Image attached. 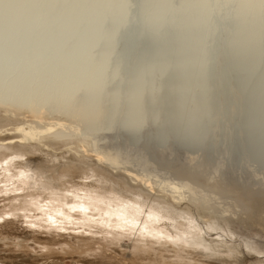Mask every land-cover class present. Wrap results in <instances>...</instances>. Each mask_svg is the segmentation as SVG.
Returning <instances> with one entry per match:
<instances>
[{"label": "rangeland", "instance_id": "374dc122", "mask_svg": "<svg viewBox=\"0 0 264 264\" xmlns=\"http://www.w3.org/2000/svg\"><path fill=\"white\" fill-rule=\"evenodd\" d=\"M101 1L85 0L86 3L92 5L88 8L92 12L88 18H85L80 28L82 32L86 30V27L93 26L91 19L94 17V10L100 7ZM229 1L124 0L119 6L120 0H111L109 4L104 3L103 0L108 7L102 12V17L97 18L100 29L93 33L94 35L90 34L94 36L93 38L89 36L93 39L92 43L95 45L98 43L89 52V60L83 62L78 57L81 56L79 52L85 48L81 44L75 56L78 57L75 62L72 65L69 62V66L65 65L68 66V70L67 67L63 68L64 71L60 70L65 76L70 73L71 76H66L67 80L65 78V84L69 82V85L63 86L64 76L62 74L57 78L53 75L45 78L42 76L47 66L40 69L38 62H41L43 56L37 61L38 53L36 54L38 57L34 55L35 53L31 55L32 57L29 56L30 63L27 62V57H24L25 53L24 56L23 53L15 55L16 57L20 55V59L25 58V60L21 59L22 63L36 67L28 77L24 78L17 73L9 75L3 69L0 70V80H2L0 87L3 88L5 84L11 86L15 82L17 85L19 81L25 83V86L19 83L22 85L23 93L11 99V103L8 102V105L0 103V131L11 130L19 123L40 130L41 125L44 128L46 127L44 124L54 122L56 118L65 121L69 129L63 130L62 127H57L53 129V132L41 136L50 145L47 147L48 151L29 150L33 153L30 155L32 160L35 163L39 162V164L36 163L37 168L44 173V176L52 178L53 189L63 185L65 180L73 182L81 180L82 172L89 169V165L92 167L108 165L107 167L110 168L109 163L101 165V162L91 154L93 149L95 150L92 145L94 141L98 142V144L95 143L98 147L95 144L94 146L102 152L111 150L114 152L116 148L120 152H127L145 145L143 150L145 157L148 162H151L149 165L153 168L148 167L156 172L150 176V187L156 184L155 188L152 186L153 190L150 188L151 195L155 193L154 197L160 195L157 197L159 198L163 194V198L172 201V194L167 187L170 183L173 187L177 182L181 186L184 183L191 184L204 194L202 196L206 198L204 200V197L201 198L204 202L200 200L201 192L200 197L191 193V196L197 197L193 199L194 197H190L187 191L183 194L184 198L187 196L185 201L182 200L183 204L175 203L178 204L176 206L181 209L191 208L195 219L202 222L211 223L212 221L209 220L211 218H215L214 221L218 223L227 220L236 222L237 236H241L240 239L243 241L247 239L245 241L259 244L261 248H264V245H261V243L264 244V31L259 36L249 35L247 38L239 34L235 36L246 26L244 20L234 21L232 19L235 4L227 7ZM36 2L48 3L50 0H36ZM163 10H166L168 14L155 18ZM176 14L180 17L174 22L172 20ZM144 18L146 20L143 22ZM47 19L51 18L45 16L38 27H34L33 34L23 35L25 38L22 36L23 40L26 42L28 39L27 41L32 40L33 42L42 35L50 33L51 29L45 25ZM117 19L122 22L119 25L122 27L118 29L114 25ZM79 24H77V30H79ZM251 27L257 31L259 25L255 24ZM13 28L15 27L10 29ZM0 29L2 30L1 27ZM78 32L80 35V31ZM2 33L0 32V35ZM97 34L100 41L95 42ZM114 35H116L115 38L112 37ZM53 41L55 42L52 46L59 45L56 38ZM26 44L22 45L28 47ZM0 46L1 49H7V45H4L5 48L1 44ZM55 46L52 47L54 51L57 47ZM57 50L56 53L59 54ZM52 53H50L52 55L49 54L50 56L46 55L49 58L53 55L54 58L58 56L55 52ZM61 53L59 55L63 56V52ZM36 61L38 65L35 64ZM50 61L49 59L47 62L53 67L55 63ZM43 64L41 66H44ZM49 66L48 69L51 68ZM71 67L75 73L77 72L75 75ZM45 68L46 70H43ZM66 71L69 72L65 73ZM58 77L62 85L57 83L59 82ZM96 77L98 79L95 80ZM41 83L55 88L61 85L59 89L61 98L57 95L58 93L55 95L52 93L42 95L37 100L38 96L34 93L38 88L37 85ZM7 86L4 91L8 90ZM82 86H86L89 93H76L75 95L74 90L83 88ZM2 91L0 95H3ZM101 91V96H98ZM68 97L70 99L66 105L64 100ZM62 98H64L63 101ZM68 106L71 109L66 111ZM35 108V112L46 116L43 124H36L37 120L32 118L31 112ZM70 110L72 112L68 113ZM101 116L102 118H99ZM97 118L100 121H97ZM33 121H35V126L32 124ZM56 132H61L62 137L54 140L53 136L57 135ZM95 138L98 139L95 140ZM105 138L107 139L104 140ZM28 144L26 143V146ZM2 151L0 153L10 154L12 152L11 150ZM46 152H50L51 155H47ZM77 154L85 155L90 159H85L86 162L89 160V163L81 164L83 167L81 170L78 167L75 169L78 164L70 162V158H78ZM26 158L23 157L22 160ZM134 159L130 157L128 161L117 166L118 171L111 166L114 173H125L124 169H129L133 171L132 173L141 174V167L136 163L137 159L133 162ZM71 166L74 167V171L79 170V173L77 171L73 176L77 179L61 177L63 176L60 174L61 171ZM156 174L157 177H154ZM125 177L130 180L129 176L125 175ZM165 184L167 188L164 187ZM2 186L3 184L0 183V187ZM184 190L182 189L181 192ZM5 196L4 193L0 194V201ZM189 200H193L192 203L195 205ZM3 204L5 203L0 202V206ZM196 206L202 209V213ZM35 211L33 210V217L39 221H45L43 217H39L43 213L39 214L41 211ZM20 212L21 219L19 221L16 219L15 225L0 229V264H88V262L89 264H230L231 260L236 261L237 259L239 262L237 264H248L251 260V264H256L254 262L261 257V255H254L255 252L254 254L252 252L251 256L243 255L247 252L245 247V249L242 247V250L239 248L243 256L224 247H222V252L215 250L213 254L209 250L211 253L209 251L207 253L204 251V253L200 247L189 246L188 243L191 240H185L178 232H174L177 234L173 237L175 242L178 241V245L170 244L167 245L168 248L158 244L154 245V238L143 239H148L151 243L133 242L132 240L139 239V237L136 235L117 237L110 226L98 224L100 222L97 219L93 221L97 223L93 229L82 227L87 218L80 216H72L71 221H65L68 224L62 225L59 231L44 228L47 227L45 222H40L41 227L37 226V228L33 226L35 219L30 217L29 212ZM6 218L14 219L12 216ZM2 225L1 222L0 226ZM243 226L246 228H242ZM242 240L239 241L240 245ZM132 242L143 246L146 243L150 247L141 249L142 251H131L124 247ZM180 245L183 249L179 248ZM154 248L157 249L154 250ZM163 249L168 251L162 252ZM174 249H179V252ZM211 254L214 256V262L211 260ZM221 257L227 262H219L218 259ZM205 259L209 262H205Z\"/></svg>", "mask_w": 264, "mask_h": 264}, {"label": "bare ground", "instance_id": "6f19581e", "mask_svg": "<svg viewBox=\"0 0 264 264\" xmlns=\"http://www.w3.org/2000/svg\"><path fill=\"white\" fill-rule=\"evenodd\" d=\"M110 1L111 0H104V3L109 4ZM123 1L124 0H120L119 6L122 5ZM104 3L102 0L100 2V7L98 8V10L97 9L94 10V17L91 19L92 20L91 24L93 26L86 27V30L84 29L83 32H82V29L80 30V28L83 26L82 24L84 23L85 18L86 17L88 18V16L91 15L92 10H89V9H87L84 12V14L80 17V19L77 21V24L80 23L78 26L79 30H77V32L80 31V35H79V32L77 33V35H78V38L81 42L80 44H83L85 47L83 50L80 51L81 53L79 52V54L81 56H78V57H80L81 58L80 60H83V62H86L87 60H89V58H90L89 52L91 51L92 48H94L98 44L97 43L95 45V43H92L91 40H93V39H91L89 36H92L90 34L96 33V31H98V29H100V25L98 28L99 21L97 18L100 16L102 17V12H104V10L108 7L107 6L108 4L105 5ZM227 4H228L227 7H230V6H232V4H235V9L232 13V19H234V21H242V20L245 21L246 27L243 29V31H241L240 33H237V35H235V36H238V34L244 38H247L249 35L259 36L260 33H262L264 31V17H262L263 13H264V0H230ZM167 14H168V12L166 10H163V11L159 12L155 16V18L162 17V16L167 15ZM44 17L45 16H40V17L34 18L31 21L22 23V24L18 25L17 27L15 26V28L9 29L8 31H10V32H8V33L6 31H4L2 26H0L2 28V30L0 29V32H3L0 35V44L2 45V47L4 45L5 46L7 45V47H6L7 49H1V46H0V68H1L0 70L3 69L5 71V73L9 74V75L17 73L18 75H20L24 78L28 77V76H30V73H33V71L35 70L36 67L32 64L22 63L21 59L25 60V58L27 57L26 60H27V62L29 61V63H30V59L28 60L29 56H31L34 53H35L34 55H36L38 53L39 59H36L37 61L40 60V57L43 56L42 57L43 59L41 58V62L40 61H39L40 63L38 62V64H40L39 66L41 67L40 69H42V67L44 68L47 66V70H46V68L43 69V70H46L45 73L41 72L42 76L45 78L47 76L53 75V76H56V78H57L58 75L61 77V74H62L64 76L63 86L69 85L68 84L69 82L67 84H65V83H66L67 77L70 75V73L66 74V76H67L66 77L65 74L60 72V70L64 71L63 68H65V67H67V70H68V66H69L68 63L71 62L70 64L72 65V63H74L75 59L78 57H75L73 60L68 59L65 57L64 53H63V56L59 55L61 52H63L59 45H56L57 47H59L58 50H57V47L54 45L56 47L55 49L57 50V52L59 54H57L56 50L54 51V49L52 48V47H54V46H52V44L55 42L53 40H55V38H56V31H57L58 25L54 24L51 19H47L45 25H46V27L51 29L50 33L44 34L41 37H39L40 41H38L39 38L34 40L33 42H31L32 40L27 41L28 37L26 38L27 39L26 42H25V40H23L25 38L23 35H27L29 33L31 34L34 27L35 28L38 27V24L44 19ZM121 17L123 18L124 16H121ZM121 17H120V19H122ZM125 17H126V15H125ZM179 17H180L179 14L174 15L173 16L174 20H172V21L175 22L176 19H178ZM144 20H146V19L144 18L143 22H144ZM147 20H149V18ZM145 22L147 23V21H145ZM89 23H90V21H89ZM120 23H122V22H119L117 19L115 24H114V25H116L117 29L122 27V26L119 27V25H121ZM255 24L259 25V28L257 31H255L251 27ZM112 26H111V28H112ZM83 34H84V36H83ZM98 34L95 35L96 38H97ZM20 36H21V39H20ZM115 36L116 35H114L112 37L115 38ZM88 37L90 38L89 41H91V42L88 41ZM93 37L94 36H92V38ZM41 38H43V39H41ZM111 38H110V41H111ZM22 40H23V43L21 42ZM94 40H96L95 42L100 41L99 38L94 39ZM15 41L18 44L17 47L15 44ZM35 42H36V44H34ZM87 42H89V43H87ZM31 43H33L34 45ZM11 44H13V45L11 46ZM22 44H26L28 47H25ZM8 45H10L11 47L10 46L8 47ZM5 46L3 48H5ZM13 46H14V48H13ZM19 46H21V47H19ZM49 48L53 49V51ZM46 49H48V50H46ZM44 50H46L47 52ZM45 52L47 55H49L52 52H55L56 56L57 55L58 56L56 58H54L55 56L53 55V57L49 58V56L54 54V53L47 56L45 54ZM19 53H23V56L25 53V56H24L25 58L22 56L23 58L20 59L19 58L20 55H18L19 57L15 56ZM26 54L28 56H26ZM40 54H43V55H40ZM44 55H46V56H44ZM36 56H34V57H36ZM44 57L46 58V62H45ZM47 58H49L51 60L50 62L55 63V64L53 63L54 66L52 64L53 67L49 66L51 64L49 62H47V61H49V59H47ZM52 58H54V59H52ZM33 60H34V58H33ZM52 60H54V61H52ZM37 61L35 64H37ZM32 62L33 61L31 60V63ZM42 62L43 63L45 62L46 65H45V63L43 64ZM41 63L44 66H41L42 65ZM47 63H49V64L47 65ZM67 64H68V66H65ZM48 66H49V68L50 67L51 68L48 69ZM72 70H73V68H72ZM69 71H70V69H69ZM69 71H66L65 73H67ZM74 71L75 70H73L72 73H74V75H75L77 72L75 73ZM101 74H103V73H101ZM76 77H77V75H76ZM65 78H66V80H65ZM39 79H41V78H39ZM91 79H92V77H91ZM94 79L96 80V79H98V77H96ZM58 80H59V77H58ZM69 80L70 79H68V81ZM1 81L2 80H0V82ZM60 82H61L60 80H59V82L57 81V83H60ZM5 83H6V81H5ZM7 83H9V82H7ZM17 83H18V81H17ZM19 83H22V81L21 82L19 81ZM19 83L16 85V82H15V84H12V82H11V84L15 85V86L9 85L10 86L9 87L6 84L5 85L3 84L4 85L3 88L0 87V89H2L3 91H4L5 86H7V89H8L7 91L5 89L4 92L1 90L3 95H0V103H4V104L7 103V105H8V102L11 103L10 102L11 99L16 98V96L23 93L22 92L23 89L21 87L22 85ZM22 84L24 85L25 83H22ZM39 84L37 85L38 88H36L37 94L34 93L35 95L38 96V97L36 96L37 100H39L40 96H42V95H51L52 93L54 95L58 93L57 94L58 96L59 95L62 96L61 94H59L60 93L59 89H60V86L62 85V83H60L61 85L58 86V88L48 87V86L43 85V83H41V85H39ZM1 85L2 84H0V86ZM82 87L83 88L80 87L78 90L76 89V91H79V92H76L74 90L75 95H76V93H87V94L89 93L88 88H85L86 86L85 87L82 86ZM24 90H25V88H24ZM70 92H73V91H70ZM27 93L29 94V90ZM101 93H102V91L100 92L99 95L98 94L97 95L101 96ZM72 95L74 96L73 93H72ZM27 99H28V97H27ZM69 99L70 98L68 97V99H65L66 101L64 100V98H62L61 100L62 101L64 100V102L67 105V103H68L67 101ZM70 101H72V100H70ZM70 101H69V103H70ZM64 102H63V104H64ZM71 104H70V107H71ZM66 105L64 104V106H66ZM73 107H75V106H73ZM68 109H71V108H69V106H68V108L66 107V111ZM72 110L68 111V113L72 112ZM35 111H36V108L34 109L33 112H31L32 118L37 120L36 122L35 121L32 122L33 126H35L34 125L35 123L41 124L43 121H46L45 120L46 116H44V114H39ZM141 112H142V110H141ZM99 118H102V116ZM99 118H97V121H100ZM139 120H140V118H139ZM138 123H139V121H138ZM140 123H141V121H140ZM91 124H93V123H91ZM128 124H127V126H128ZM96 125H97V123H96ZM139 125L142 126V124H139ZM139 125H138V127H139ZM26 126L19 123L18 125H16V127H14L11 130L0 131V151L1 150H3V151L4 150H11L12 151L10 154L0 153V171H1L0 183L3 184V186L0 187V194L4 193L6 195L5 197H3L2 201H0L1 203L2 202L5 203L2 206H0V223L2 222V224H3L2 226H0V229L1 228L7 229L8 226L11 227L12 225H15L16 221L17 220L19 221L21 219L22 214L21 215L19 214L20 211H24L22 213H25L27 211V212H29L30 217H33V210H36V211H41V213H39V214L43 213V215H39V217H43V219H45V221H39V219H35V217H33V219H35V223H33L34 227H37V226L41 227L40 222H45V223H47V227H44V228H47L50 230L55 229V231H59V228L62 225L68 224V222H65V221H71L70 218L72 216H80V217L87 218V220L84 222L82 227H88L90 229H93L97 225V223L96 222L94 223L93 221H95L97 219V221L100 222L98 224H107L108 226H110L111 230L115 231L114 235H116L117 237H132L133 235H136L137 237H139V239L136 238V239L132 240L133 242L139 241L138 243H144V241H146V242L151 243V241L148 239L154 238V242H153L154 245L158 244V245L166 247L167 245L172 244V245L176 246V245H178V241L175 242L173 240V237H175L177 234L174 232H178L181 234V236L185 240L186 239L191 240L190 243L187 242L189 244V246H192L193 248L200 247L203 252L205 251L207 253V251H209V250L212 251V253L215 250L221 251L222 247L229 248L230 251H234L235 253L236 252L239 253V256L240 255L241 256H243V255L251 256L255 252L254 255H257V256L261 255V257H258L256 262H254V263L264 264V251H261L264 248H261L259 244H258L259 245V248H258V245L245 241L247 239H245L244 241L242 239H240L241 236H239V235L237 236L238 233H237V228H236L237 227L236 222H231V221L227 220L226 222H222V223L219 222L218 223V221H216V220L214 221L215 218L209 219L210 221H212L211 223H206L207 221L202 222L200 220L195 219V214L192 212L191 208H182L181 209L179 206H176L178 204H181L182 200L187 198V196H185L186 198H184V195H183V194H186L187 191L190 193V197H192V198L195 195H197V197L198 196L200 197V195H201L200 200H202L201 198L204 197V196H202L204 194L200 190L195 189L193 187V185L191 186V184L184 183L181 186L177 182L179 185L177 183L176 184L174 183V187H173V186H171L173 184L170 183L167 186L169 190L168 189L167 190L169 192H171V194H172L171 195L172 201H170L169 199L163 198V194L161 195L162 197H159V198H157V197L160 195L154 197V195H156L155 193H154V195L152 193V195H153L152 196L150 188L153 190L155 188L156 184H155V186L152 185V186H154V188L152 186L150 187V184H151L150 176L154 175V173H156V172H155V170L152 171V169H150L148 167V166H150L149 164L151 162L150 161L148 162L147 157H145L146 154H144V151H143L145 145L137 147L136 149H130L131 151H127V152H120L117 150L118 148H116V150L114 152H113V150H111L109 152H107V151L102 152L101 149L98 150V148H97L98 145H96V144H98V142L94 141V143L92 145H93V148H95V150L93 149L91 154L94 155V157L101 162L100 163L101 165H104L105 163L106 164L109 163L110 168L107 167L108 165L104 166V167L100 166V165L97 167H92L89 165V169H87L84 172H82L83 170L81 171L83 174V178H80L81 180H76V182H73L72 180H70V181L65 180L64 181L65 183L63 185H61L59 187L57 186V188L53 189V187L51 186L52 178L44 176V173L40 169L37 168V166H38L37 164H39V162L36 161V163H37L36 164L35 161L32 160L30 155L31 154L33 155V153L30 152L29 150L32 149L35 151H39V150H43V151L47 150L48 151L49 148H47V147L49 144L46 140L43 139V137L41 138V136H43L47 133L53 132V129L55 130V129H57V127L58 128L62 127L63 130L69 129V127L66 125L65 121H63L62 119H57V118L55 119L54 122L52 121V122H48L46 125L44 124V126H46L44 128H43V125H41L42 127L39 126L40 130L36 127H32V126L26 127ZM9 132H11V133H9ZM102 132H103V130H102ZM106 134H108V133H106ZM104 135H105V133H104ZM58 137H59V139H60V137H62L61 132H58L57 135H54L53 139L55 138L54 140H56V139H58ZM97 139L98 138H95V140H97ZM106 139L107 138H105L104 140H106ZM33 141H35L36 143L38 142V143L37 144H31V143H35ZM98 141L102 142L101 140H98ZM26 143H29L28 146H26ZM94 144L97 147H95ZM53 150H55V149H53ZM46 153H47V155H51L50 152H46ZM131 153H133V154L131 155ZM80 154L79 155L77 154L78 158L77 157L76 158L75 157L70 158V162L74 163L75 165L78 164V166H75V169H76V167H78L81 170V169H83V167H81V164L87 165L89 163L90 159L87 158L85 155L80 156ZM221 156H224V155H221ZM17 157H27V158L25 160H22V159L17 160L18 159ZM130 157H131V159L132 158L137 159V160L134 159L133 162L136 160V163L138 164V166L141 167V168L140 167L139 168L143 174L142 173L140 174L138 172H137V174L132 173L133 171L131 172V171H129V169H127V170L124 169L126 171L125 173H121V172L114 173L113 170L116 169V167L119 166L120 164H122L124 161H128L130 159ZM85 159H89L88 162H86ZM220 161L222 162V160H220ZM111 166H113V168L114 167L115 168L113 169ZM150 167L153 168L152 165ZM73 168L74 167H72V166L64 168L63 172L61 171V173H60L63 175L61 177H67V178L70 177L71 179L74 178V180L77 179L76 177H73V176H74L75 172L78 171V173H79V170L77 169V171L76 170L74 171ZM117 169H116V171H118ZM25 173H28V175H25ZM53 173H55V170H53ZM58 173H59V171H58ZM235 173H237V172H235ZM230 174H232V173H230ZM125 175L129 176L130 180H128L127 177H125ZM144 175H146V176H144ZM154 177H157V174ZM133 180H136L137 182L134 183L135 181H133ZM176 185H178L180 187H178ZM164 187H166V184ZM164 187H163V189H164ZM169 187L170 188L173 187L171 189V191H170ZM182 189H185L184 192H181ZM164 190H162V191H164ZM191 193H193L192 195H194V196H191ZM199 193H200V195H199ZM166 196H164V197H166ZM197 197H194L193 199H197ZM205 198L206 197H204L203 200ZM203 200H202V202H204ZM190 201L192 203L193 200H189V202ZM175 203H178V204H175ZM206 203L207 202H205V204ZM192 204L195 205V203H192ZM184 206H186V205H184ZM182 207H183V205H182ZM196 208L198 209V206H196ZM196 208H194V209H196ZM30 211H31V213H30ZM198 211L202 213V209L199 208ZM7 216H12L14 219L12 220V218H11V220H9V218L8 219L6 218ZM111 217H115V218L111 219V220H107L108 218H111ZM209 217H210V214H209ZM24 218H25V216L23 217V219ZM202 219L205 220L204 217ZM193 226H195L196 228H199L200 231L199 232L193 231ZM210 228H212L213 230L210 231L209 230ZM242 228H246V226L245 227L243 226ZM61 230H65V229H61ZM105 231L107 232V230H105ZM146 237H148V239L143 240ZM140 239H142V240H140ZM241 240L243 242L240 245L239 241H241ZM252 240H253V238H252ZM133 242H132V244H127L124 247L127 248L128 250L131 249V251H134V250L142 251L141 249H144L146 247L147 248L150 247V245L148 246V244H146V243H145V246H143V245H135V243H133ZM250 242H251V240H250ZM254 243H256V242H254ZM261 245H264V244L261 243ZM168 247L169 246H167V248ZM242 247L246 248V249L244 248L245 251L247 250V252H245L244 254L242 252L243 255L240 254V251H239L240 249L242 250ZM179 248L183 249V247L181 245ZM218 248H221V249H218ZM249 248H251L252 250L249 251L248 250ZM155 249H157V248H154V250ZM164 250L165 249H163L161 251L163 252ZM178 250L179 249H174V251H178ZM252 252H253V254H252ZM213 254H211L210 256H212ZM215 254H216V252H215ZM221 254H224V253H221ZM230 254H231V252H230ZM137 255H139V254H137ZM221 256H224V255H221ZM213 258H214V256H212V259L211 258H209V259L213 260ZM215 258H216V256H215ZM217 258H218V254H217ZM235 259L236 258H234V260ZM218 260L221 263H223L225 261L227 262V260L223 259V257H221V259L219 258ZM218 260H216V261H218ZM237 260L236 261L231 260L232 262L230 261V264L239 263ZM207 261L208 260H206L205 262H207ZM214 261H215V259L213 260V262ZM251 261H248V264H251ZM27 264H31V263H27ZM88 264H89V262H88ZM94 264H96V263H94ZM216 264H218V263H216ZM245 264H247V263H245Z\"/></svg>", "mask_w": 264, "mask_h": 264}, {"label": "clouds", "instance_id": "9594fccd", "mask_svg": "<svg viewBox=\"0 0 264 264\" xmlns=\"http://www.w3.org/2000/svg\"><path fill=\"white\" fill-rule=\"evenodd\" d=\"M90 7L92 5L85 0H50L48 3H38L36 0H0V26L7 32L10 28L34 18L47 16L58 25L56 39L65 57L74 59L81 47L77 35V21ZM193 231L200 230L193 226Z\"/></svg>", "mask_w": 264, "mask_h": 264}]
</instances>
